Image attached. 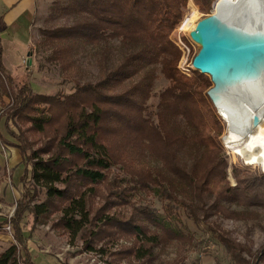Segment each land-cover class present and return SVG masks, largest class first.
Returning <instances> with one entry per match:
<instances>
[{
    "label": "trees",
    "instance_id": "16d2710c",
    "mask_svg": "<svg viewBox=\"0 0 264 264\" xmlns=\"http://www.w3.org/2000/svg\"><path fill=\"white\" fill-rule=\"evenodd\" d=\"M211 1L199 2L207 10ZM187 2L71 0L67 8L77 7L91 20L70 28L50 30V37L59 41L69 37L74 40L71 44L78 37L93 43L102 38L116 37L127 45L139 44L140 49L126 55L115 69L97 83L78 84L74 92L67 95L35 92L30 81H16L15 75L4 63L0 32V83L9 97L0 117H5L7 131L19 141L13 145L19 147L22 161L27 166L15 216L0 221V225L6 224L13 229L16 241L23 244V254L17 244H12L0 253V264H35L21 224L24 219L28 222L29 214L38 218L48 213L51 206H56L54 200L67 202L59 208L62 213L60 221L72 236H77L88 225L91 221L88 191L106 181L108 172L116 163L121 162L126 166L134 163L127 156L126 145L119 152L114 148L110 142L113 135L125 136L127 143L131 140L140 143L142 148L152 151L167 168L174 171L175 177L160 172L162 170H147L142 164L139 168L132 165L128 169L132 170L129 181L133 182L135 188L152 191L161 200H169L164 204V215L148 212L149 220L161 229L165 238L184 235L172 211L171 201L185 207L189 205L179 200L178 194L187 195L193 191L198 195H214L213 208L226 216L237 215L226 204L264 207V180H241L232 186L227 178V160L222 155L219 140L223 132L221 117L207 93L213 85L210 77L197 70L196 77H193L179 67L182 51L170 35L183 18ZM61 50L59 58L65 62V56L71 50L70 44H64ZM155 62H161L162 72L167 79V85L158 94L156 109L139 99L150 96L149 83L142 79L118 91L126 80L132 79L144 66ZM180 116L193 130L192 136L169 132L167 125L170 118ZM27 123L30 124L27 131L48 137L41 148H31L26 131L21 127ZM12 124L19 127V131L11 128ZM190 142L201 150L202 155L187 171L177 163L175 147ZM46 154L49 155L47 158L44 157ZM57 183H66L76 189H61L56 186ZM84 185L85 190L82 188ZM38 186L47 190L48 198L42 203L34 202ZM130 224L135 229V236L143 241L153 244L164 238L159 232H149L139 224ZM214 233L238 264H260L264 260V249L249 260L243 256L246 250L240 243L217 230ZM149 252L150 248L141 249L137 257H145Z\"/></svg>",
    "mask_w": 264,
    "mask_h": 264
},
{
    "label": "rangeland",
    "instance_id": "374dc122",
    "mask_svg": "<svg viewBox=\"0 0 264 264\" xmlns=\"http://www.w3.org/2000/svg\"><path fill=\"white\" fill-rule=\"evenodd\" d=\"M199 1L188 0L183 18L170 35L172 39L173 33L188 17L185 26L187 28L182 31L183 41L189 48L187 66H192L194 54L199 50V46L190 39L189 32L199 18L214 11L217 0L211 1L207 10ZM70 2L71 0H39L33 29L28 26L18 32L10 29L3 39L5 66L15 75L16 81H30L35 92L67 95L74 92L78 84L97 83L106 73L115 69L126 55L140 49L139 44L127 45L116 37L102 38L97 43L85 42L78 37L72 44L71 41L74 40L69 37L62 41L50 37V30L70 28L91 20L89 15L77 7L67 8ZM64 44H70L71 47L69 55L65 56V62L59 58ZM29 52L31 54L28 56ZM182 54L179 65L183 59ZM139 71L132 79L126 80L118 91L121 92L142 79L149 83L150 96L139 99L156 109L158 94L167 85L162 64L161 62L148 64ZM185 73L196 77V70L192 67ZM8 102L7 92L0 83V112ZM227 120L230 129L223 141L227 125L221 117L223 132L219 140L223 149L222 155L227 160L226 170L230 184L235 186L241 180L263 181L264 174L260 171L264 172V160L239 153L228 143L227 137L231 133L232 124L229 118ZM29 126L27 123L21 127L26 131L31 148L39 149L44 146L48 137L38 132L27 131ZM167 126L169 132L174 135L180 133L192 136L194 133L183 116L170 118ZM11 128L19 131V127L14 124ZM0 135V221H2L15 216L27 166L22 161L19 147L13 145L19 141L7 131L5 117H0ZM127 141L125 136L123 138L121 135L110 137V142L118 152L123 150L122 146H127L125 147L128 149L127 156L134 162L133 168L136 166L139 168L142 164L147 170L153 169L157 172L162 170L160 172L176 176L174 171L164 165L163 160L152 154V151L142 148L138 142ZM175 149L177 163L187 171L202 155L201 150L191 142L182 146L176 145ZM48 156L44 155L46 158ZM129 166L121 162L116 163L108 172L107 180L88 191L91 221L77 236H72L60 221L62 213L59 208L64 202L66 205V201L54 200L56 206H51L45 215L35 218V215L29 214L28 222H25L26 219L23 220L21 227L35 264H238L215 237L214 230L231 237L245 247L243 256L249 260L264 249V207L226 204L228 209L237 213L226 216L213 208L214 195L206 193L198 195L193 191H189L187 195L178 194V199L186 201L188 207L171 201L172 211L184 235L178 238H165L161 229L149 220L148 212L164 215V204L169 200H161L152 191L135 188L133 182L129 181L132 175V170H128ZM56 186L70 191L76 189L75 186L69 187L66 183H57ZM82 188L85 190L86 186ZM36 191L38 195L34 199L35 203L47 200L46 188L38 186ZM111 218L120 221H113ZM130 223L139 224L149 232H159L164 238L153 244L143 241L135 236V229ZM0 226V253L12 244H17L23 254V244L16 241L13 229H8L6 224ZM145 248H150V252L145 257H137L139 250ZM260 264H264V260Z\"/></svg>",
    "mask_w": 264,
    "mask_h": 264
},
{
    "label": "water",
    "instance_id": "95a60500",
    "mask_svg": "<svg viewBox=\"0 0 264 264\" xmlns=\"http://www.w3.org/2000/svg\"><path fill=\"white\" fill-rule=\"evenodd\" d=\"M189 37L199 46L192 68L213 82L207 93L227 125L225 141L229 132L226 115H233L242 102L252 106L249 98L255 86H237V77L245 75L255 85L264 84V0L220 2L216 11L195 22Z\"/></svg>",
    "mask_w": 264,
    "mask_h": 264
},
{
    "label": "bare ground",
    "instance_id": "6f19581e",
    "mask_svg": "<svg viewBox=\"0 0 264 264\" xmlns=\"http://www.w3.org/2000/svg\"><path fill=\"white\" fill-rule=\"evenodd\" d=\"M220 2L236 4L239 0H218L214 11ZM235 84L247 89L255 87L252 89V97L249 98L252 106L242 102L233 115L227 112L226 118H229L232 124L231 133L227 137L228 143L239 153L264 160V84L255 85L254 81H250L245 75L237 77Z\"/></svg>",
    "mask_w": 264,
    "mask_h": 264
},
{
    "label": "crops",
    "instance_id": "0c3cea01",
    "mask_svg": "<svg viewBox=\"0 0 264 264\" xmlns=\"http://www.w3.org/2000/svg\"><path fill=\"white\" fill-rule=\"evenodd\" d=\"M37 3L39 0H0L2 42L10 29L14 32H18L26 26L33 29Z\"/></svg>",
    "mask_w": 264,
    "mask_h": 264
},
{
    "label": "built area",
    "instance_id": "2783aa9c",
    "mask_svg": "<svg viewBox=\"0 0 264 264\" xmlns=\"http://www.w3.org/2000/svg\"><path fill=\"white\" fill-rule=\"evenodd\" d=\"M187 22H188V17L185 19V21L179 26V28L176 30V32H174L173 33V38H172V40L174 41V43L180 48V50L182 51V57H183V59H181L182 60V62L184 61V64H182V62H180V69L182 70V71H184V72H188V71H190V68H189V66H187V64H186V58H187V54H188V52H189V48H188V46H187V44H186V42L185 41H183V36H182V31L183 30H185V28H187V27H185L186 26V24H187ZM8 229H10V226H8Z\"/></svg>",
    "mask_w": 264,
    "mask_h": 264
}]
</instances>
